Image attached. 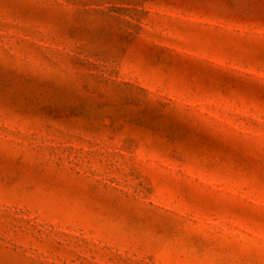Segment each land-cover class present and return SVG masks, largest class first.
<instances>
[{"label":"rangeland","instance_id":"rangeland-1","mask_svg":"<svg viewBox=\"0 0 264 264\" xmlns=\"http://www.w3.org/2000/svg\"><path fill=\"white\" fill-rule=\"evenodd\" d=\"M0 264H264V0H0Z\"/></svg>","mask_w":264,"mask_h":264}]
</instances>
